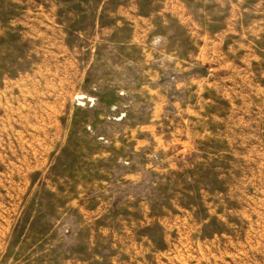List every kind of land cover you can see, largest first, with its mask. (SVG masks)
<instances>
[{"label": "rangeland", "instance_id": "obj_1", "mask_svg": "<svg viewBox=\"0 0 264 264\" xmlns=\"http://www.w3.org/2000/svg\"><path fill=\"white\" fill-rule=\"evenodd\" d=\"M0 264H264V0H0Z\"/></svg>", "mask_w": 264, "mask_h": 264}]
</instances>
